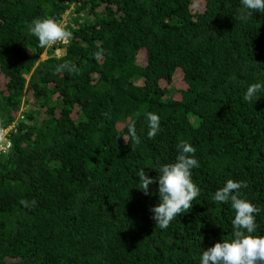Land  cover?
Masks as SVG:
<instances>
[{"label":"trees","instance_id":"obj_1","mask_svg":"<svg viewBox=\"0 0 264 264\" xmlns=\"http://www.w3.org/2000/svg\"><path fill=\"white\" fill-rule=\"evenodd\" d=\"M242 7L0 0V264H200L233 238L235 211L213 200L229 179L247 183L241 198L261 210L252 235L264 237V88L244 100L264 85V12L241 20ZM68 11L71 42L41 48L29 25ZM65 61L79 74L57 73ZM148 112L160 117L153 139ZM181 141L196 149L200 195L160 229L158 183L145 195L137 172L158 181Z\"/></svg>","mask_w":264,"mask_h":264},{"label":"clouds","instance_id":"obj_2","mask_svg":"<svg viewBox=\"0 0 264 264\" xmlns=\"http://www.w3.org/2000/svg\"><path fill=\"white\" fill-rule=\"evenodd\" d=\"M241 20H247L254 12H264V0H241ZM30 34L38 38L41 48L51 47L57 43L68 44L73 39V34L67 31L64 26L53 19H37L29 25ZM102 51L95 53L99 59ZM59 52H56L58 55ZM55 71L61 73L79 74L71 61H65L56 67ZM264 88L261 83H253L248 86L244 100L254 103L258 93ZM149 131L147 136L153 139L162 131L160 117L152 112L146 113ZM128 134L133 143L139 144L140 138L137 135L135 124L128 125ZM177 148L179 154L174 163L165 164L160 167L158 181H154L144 171L137 172L140 187L145 195H149V185L158 183L160 203L150 209L153 213L152 219L160 229H167L170 223L183 213L191 210L193 201L200 195V189L192 180V169L198 168V161L194 158L196 149L185 141H181ZM246 182L227 180L225 185L214 193L213 200L217 203H230L235 211L232 220L233 238L230 241L215 243L213 247L202 252L200 264H264V237L252 235L258 224L256 215L261 211L252 203L241 198V189L246 188ZM21 205L28 208L35 205L31 202L20 201Z\"/></svg>","mask_w":264,"mask_h":264},{"label":"rangeland","instance_id":"obj_3","mask_svg":"<svg viewBox=\"0 0 264 264\" xmlns=\"http://www.w3.org/2000/svg\"><path fill=\"white\" fill-rule=\"evenodd\" d=\"M68 13H69V11L65 14V16L63 17V19H62V22L61 23H59V24H61L62 26H66V20H67V18H68ZM58 56H61V54L60 55H58ZM47 58V54H42L41 55V57H40V61H43V60H45ZM5 136V134H3V135H1V137H0V141H3V137ZM5 138V137H4Z\"/></svg>","mask_w":264,"mask_h":264},{"label":"built area","instance_id":"obj_4","mask_svg":"<svg viewBox=\"0 0 264 264\" xmlns=\"http://www.w3.org/2000/svg\"><path fill=\"white\" fill-rule=\"evenodd\" d=\"M3 134H6V131H1V130H0V137H1V135H3ZM4 137H5V136H4ZM4 137H3V141H0V152H1V151H8L9 148H10V144H9V143H7V144H5V145L2 144V143L4 142V140H5Z\"/></svg>","mask_w":264,"mask_h":264}]
</instances>
